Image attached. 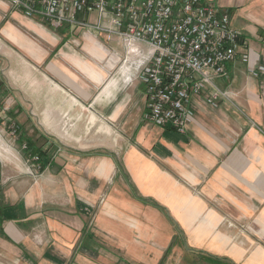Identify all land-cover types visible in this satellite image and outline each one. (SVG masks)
<instances>
[{
  "label": "crops",
  "instance_id": "1",
  "mask_svg": "<svg viewBox=\"0 0 264 264\" xmlns=\"http://www.w3.org/2000/svg\"><path fill=\"white\" fill-rule=\"evenodd\" d=\"M210 1L245 45L214 80L226 97L192 98L179 135L146 119V46L53 30L0 0L1 39L25 57V75H6L29 104L13 108L15 121L56 145L38 147L36 177L0 134V264L264 263L263 247L243 248L264 243V0ZM27 59L46 60L49 79Z\"/></svg>",
  "mask_w": 264,
  "mask_h": 264
},
{
  "label": "built area",
  "instance_id": "2",
  "mask_svg": "<svg viewBox=\"0 0 264 264\" xmlns=\"http://www.w3.org/2000/svg\"><path fill=\"white\" fill-rule=\"evenodd\" d=\"M6 2L13 13L53 30L84 31L106 43L118 40L146 46L150 58L140 74L146 119L179 135H184L192 120L188 110L192 98H198L207 89L211 90V100L217 99V95L226 97L214 80L227 77L226 64L235 61L237 48L245 45L232 26L231 15L210 0ZM240 57L248 59L245 54ZM20 146L27 151L25 143ZM29 157L37 173L41 160L36 154Z\"/></svg>",
  "mask_w": 264,
  "mask_h": 264
},
{
  "label": "rangeland",
  "instance_id": "3",
  "mask_svg": "<svg viewBox=\"0 0 264 264\" xmlns=\"http://www.w3.org/2000/svg\"><path fill=\"white\" fill-rule=\"evenodd\" d=\"M6 18V19H5ZM7 21V17L4 14H1V10H0V34H1V26L4 27L5 22ZM52 31V30H51ZM31 37V36H30ZM32 38V37H31ZM0 134L3 137L4 142L8 145L11 144L12 146L17 148V151H19L22 160L25 161V165H27L29 167V173L36 175V177H38L39 173L42 170H38L37 173H34V168L32 167V161H30V157H29V152L25 151L24 149H21L22 143L19 142V137L20 134L23 132L24 135H26L28 138H30L32 140V142L35 144L36 148L38 147H42L44 145V140L45 137H48V139L53 141V146H52V151L50 152V154H54L56 152V145H55V140L54 137L48 135L45 131H43L40 127V130H37L38 132H33L31 131V129H27L26 131L24 130V128H22V130L20 131V133H15L14 129L15 127L13 126V123H7L8 118L6 117L7 115V111H4L3 108H10L11 110H13V108H16L17 106H23L24 108H28V103L24 100L23 96L21 95V92L17 89V88H11V86H9L8 81L6 80V75L7 72H18L20 73L17 77L20 78V75L23 76L25 74H22L21 70H19V64H20V58L24 57V54H21V52L19 53L18 50L16 48H14V46H12V44H8L7 42L5 43L4 41H2L1 39V35H0ZM42 48L44 50H46L47 52H49V46L46 44L42 45ZM19 55H21L19 57ZM22 60V58H21ZM46 61V60H45ZM44 61V62H45ZM27 62L29 65H31L34 69L32 70L34 76L35 73L40 72V74H43L44 77H46L47 79L48 76L45 74V68H46V64H44V62L42 61L41 63H33L31 62L29 59H27ZM37 68V70H36ZM29 75V73H28ZM31 75V74H30ZM31 76V77H34ZM46 89H50V87L45 86ZM52 93H50V97H47L45 99L46 103L45 105H53V101H52ZM34 104L36 105V102H34ZM33 104V106H34ZM33 106L31 107L30 111L32 112L33 116H30L32 119H30V123L35 124L36 126L38 125L39 122V116L36 113L33 112ZM18 108V107H17ZM10 110V111H11ZM17 111V110H16ZM15 114V113H14ZM17 117V116H16ZM19 121L20 123L21 120L16 119V121ZM25 123L27 122L26 120L24 121ZM24 123V124H25ZM19 124V123H18ZM12 125V126H10ZM22 125V124H19ZM24 126V125H23ZM15 134V135H13ZM44 149V147H43ZM41 164V161L39 162ZM252 228H246V229H242V230H236L237 234L235 235V239L238 240V236L240 234V236H246V234L248 236H251L252 233ZM252 233V234H250ZM255 240V239H253ZM264 249V243H253V244H247L246 246H244L243 248L245 249V251H249V250H255L257 248H262ZM249 253V252H247ZM249 256V255H248ZM264 256V254H263ZM246 257L243 256V259H245ZM249 260L251 261V258H249ZM223 261V260H222ZM185 264V263H184ZM200 264H212L210 261H206L203 259ZM222 264H236L234 261H232V263L228 260L223 261ZM264 264V263H262Z\"/></svg>",
  "mask_w": 264,
  "mask_h": 264
},
{
  "label": "trees",
  "instance_id": "4",
  "mask_svg": "<svg viewBox=\"0 0 264 264\" xmlns=\"http://www.w3.org/2000/svg\"><path fill=\"white\" fill-rule=\"evenodd\" d=\"M6 117L8 118V121L7 123H13L14 127H15V132L17 133H20V127L19 125L16 123L15 119H16V114H14V112L11 110V111H8L7 112V115ZM19 142L20 143H25L26 146H27V152H29V154L33 155V154H36L37 156H39L40 160L43 155V152L41 151L40 148H36V146H34V143L32 142V140L30 138H28L26 135L23 134V132L20 134V137H19ZM44 163L42 162L41 160V169H43L44 167ZM207 261H210L212 264H222L223 261L221 259H214V260H207Z\"/></svg>",
  "mask_w": 264,
  "mask_h": 264
}]
</instances>
